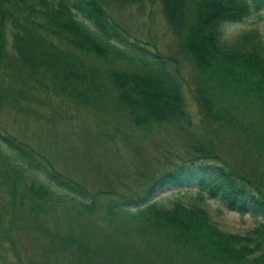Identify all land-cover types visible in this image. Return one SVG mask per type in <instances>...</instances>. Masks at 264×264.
Listing matches in <instances>:
<instances>
[{"label": "trees", "instance_id": "obj_1", "mask_svg": "<svg viewBox=\"0 0 264 264\" xmlns=\"http://www.w3.org/2000/svg\"><path fill=\"white\" fill-rule=\"evenodd\" d=\"M141 2L0 0V102L42 105V94L48 101L114 111L137 128L189 122L184 91L189 86L179 63L134 40L113 17L117 7ZM159 2L189 64L193 84L187 91L203 129L209 130L198 150L144 176L139 191L101 203L0 128L2 167L14 182L21 180L31 209H39L38 202L72 203L88 215L100 213L112 237L129 243L109 264H264V175L253 176L220 161L212 142L215 135L231 131L245 136L241 140L248 150L264 152V119L259 126L241 119L251 96L264 114V43L253 30L237 36L233 45L223 38L227 24L242 23L254 14L260 20L264 0ZM90 57L103 59L105 67H97ZM1 178L0 193L6 191ZM187 187L197 189L198 199L218 201L260 223L245 234L229 233L198 206L175 202L167 208L152 201L157 191ZM50 239L45 235L43 249H50ZM119 245L115 242L109 251H118Z\"/></svg>", "mask_w": 264, "mask_h": 264}, {"label": "rangeland", "instance_id": "obj_2", "mask_svg": "<svg viewBox=\"0 0 264 264\" xmlns=\"http://www.w3.org/2000/svg\"><path fill=\"white\" fill-rule=\"evenodd\" d=\"M260 16V20L254 14L242 23L225 25L224 41L233 45L237 36L253 30L264 43V11ZM113 17L134 40L153 46L178 62L181 76L192 87L189 64L161 13L159 0L117 7ZM90 59L97 67H105L103 59ZM184 88L189 122L137 128L114 111L86 108L56 98L48 101L39 94L42 105L16 107L0 102V128L7 136L29 146L42 163L84 188L89 197L95 196L97 203H101L115 199L117 194L125 196L139 191L143 188L144 176L160 172L169 163L167 168L177 156L198 150L199 140L209 130L203 129L196 102ZM247 100L249 106L241 109V119L259 126L264 119L261 103L254 96ZM213 138L220 161L253 176L264 175L263 150H256L254 146L255 150H248L243 145V134L228 131ZM4 170L0 161V175L6 188L0 193V264H109V258L117 259V253L129 246L127 239L120 241L112 237L113 232L101 220L100 213L88 215L72 203L38 202L40 208L31 209L22 192L21 180L14 182L11 178L14 176ZM261 181L264 182V177ZM196 190L168 188L157 191L152 201L157 200L167 208L175 202L188 208L198 206L210 214L220 229L229 233L245 234L260 223L258 219L224 208L218 201L198 199ZM45 235L51 238L50 249L42 248ZM115 242L121 248L109 251ZM73 249H78L80 255ZM100 250L104 253L101 258L97 256Z\"/></svg>", "mask_w": 264, "mask_h": 264}]
</instances>
